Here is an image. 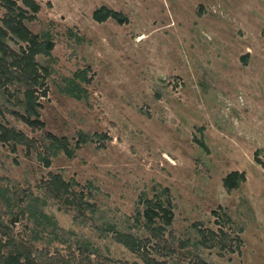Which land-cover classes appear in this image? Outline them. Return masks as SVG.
Here are the masks:
<instances>
[{"label": "rangeland", "instance_id": "rangeland-1", "mask_svg": "<svg viewBox=\"0 0 264 264\" xmlns=\"http://www.w3.org/2000/svg\"><path fill=\"white\" fill-rule=\"evenodd\" d=\"M36 1L41 9L27 25L35 33L49 28L56 43L50 58H38L51 70L40 99L44 129L18 119L15 98L0 87V123L36 143L13 150L0 142V187L14 201L45 197V211L65 231L50 229L31 243L34 264H264V165L257 161L264 163V0ZM102 5L128 22L94 20ZM5 13L0 6V23ZM82 69L92 80L82 83L87 98L78 99L63 87ZM47 132L68 138L72 148L81 132L94 136L46 166L38 153L46 151ZM233 170L247 180L228 191L223 179ZM54 173L97 204L95 220L77 217L72 203L50 194ZM165 188L174 221L158 239L136 220V208L144 193L151 198ZM18 212L0 197V222L29 241L27 218L12 222ZM100 214L136 232L146 247L133 252L102 234Z\"/></svg>", "mask_w": 264, "mask_h": 264}, {"label": "trees", "instance_id": "trees-1", "mask_svg": "<svg viewBox=\"0 0 264 264\" xmlns=\"http://www.w3.org/2000/svg\"><path fill=\"white\" fill-rule=\"evenodd\" d=\"M0 6L6 9L2 23H0V87L8 97L15 98L19 110H14V114L18 119L32 129H44L45 122L41 118L42 103L40 99L48 94V78L51 75V70L46 63L41 62L38 58H50L52 56L56 45L54 33L49 28L43 29L40 33H35L27 25V22L37 19V13L41 9V5L36 0H0ZM92 16L98 22H104L109 18H113L119 23L128 22V17L124 13L106 5L96 8ZM10 42L17 44L18 48H13ZM88 71V69L77 70L73 76L66 77L63 87L64 93L78 99L87 98L88 91L82 83H89L92 80V77L88 76ZM93 136L81 132L76 148L92 140ZM195 141L203 150L209 151L203 138L195 137ZM0 142L10 144L13 150H16L18 145L36 148L33 137L21 129L3 123H0ZM43 147L46 151H40L38 157L46 166L51 165V156H56L64 151L69 157H72L76 150V148L71 147L68 138L59 137L52 132L46 133ZM257 161L264 165L260 158H257ZM246 180L247 176L244 171L233 170L224 177L223 184L228 191H232L240 188ZM74 183H76L74 180H66L62 174L54 173L51 174L47 183L48 191L54 198L65 199L72 203L76 208L77 217H91L95 220L99 214L97 204L85 199L84 190H75L73 188ZM169 193V188L156 191L151 198L144 193L139 199V206L136 208V220L142 221V227L158 239L163 238L174 221ZM0 197L10 210H13L14 207L19 209V212L12 219L13 223L20 221V217L27 218L26 231L28 232L29 229L31 236L29 241L20 239L14 234L12 226L0 222V264H34L35 259L32 256L31 243L37 241L40 236L42 237L40 234L45 231L51 229V233L58 235L60 232H65L64 229L58 225L53 215L45 211L44 207L47 205L45 197L31 194L28 198L14 201L9 196L7 189L2 187H0ZM88 211L90 216L87 214ZM215 213L220 216L218 212ZM225 215L223 214L222 219L217 218L219 224H222ZM98 217L101 220V225L98 227L102 234L111 233L118 242L133 252H141L143 245L146 247V243L143 244L144 241L133 230L119 228L116 222L104 220L102 214ZM226 219L230 218L227 217ZM30 224L31 226H29ZM200 232L205 241L212 240V238L206 237L204 231L200 230ZM220 232L227 234L222 225ZM211 234L215 235L213 238L218 237L214 232ZM148 240L150 241L151 238ZM219 241L218 244H221V248L227 247L223 238ZM81 243L82 246L80 245V247L85 250L90 249L91 244L88 241L85 243L81 241ZM228 246L231 251H234L233 246ZM147 260L149 259L147 258ZM150 263L152 264V260ZM202 264L209 263L202 261Z\"/></svg>", "mask_w": 264, "mask_h": 264}]
</instances>
